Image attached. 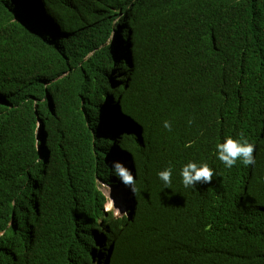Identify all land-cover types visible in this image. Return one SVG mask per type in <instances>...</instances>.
<instances>
[{"label":"trees","instance_id":"trees-1","mask_svg":"<svg viewBox=\"0 0 264 264\" xmlns=\"http://www.w3.org/2000/svg\"><path fill=\"white\" fill-rule=\"evenodd\" d=\"M0 264H264V0H1Z\"/></svg>","mask_w":264,"mask_h":264},{"label":"clouds","instance_id":"clouds-1","mask_svg":"<svg viewBox=\"0 0 264 264\" xmlns=\"http://www.w3.org/2000/svg\"><path fill=\"white\" fill-rule=\"evenodd\" d=\"M105 98H106V95L104 99ZM119 105H121L120 101H119ZM121 106L124 107V105H121ZM39 126H40V121L38 122V127ZM164 127L167 128L169 131L171 130V126L167 121H165ZM101 135L102 136L104 135L103 132H101ZM131 135H135V133L122 131L119 134L121 140H125L126 139L125 136L128 137ZM242 135L243 134H241V136ZM216 148H217L218 159L227 168H232L238 160L241 161L245 167L255 164V157L253 155L255 151V146L252 143H249L246 139L236 140L231 137H228L225 139L223 143H218L216 145ZM108 161H109L110 166L114 170V173L117 175V177L120 178L121 184L124 186V188L125 189L129 188L130 192L135 194L137 189L135 185L136 184L135 176L132 173L133 172L132 165L128 163L127 161H125L123 158L118 157V156L109 158ZM171 174H172L171 168L165 169L158 173V177L164 182L165 186H168L171 184ZM180 175L182 177V183L184 187L187 188V187H195V185L198 183H211L213 176H214V172L207 164L197 166L196 163L190 162L182 168ZM108 186L115 188L116 191H118L119 193L123 194L126 197L125 207H126V212H127L128 210L127 199L129 198V195H127L125 192L119 191L116 187L112 185H108ZM105 203H106V200H105ZM105 211L112 212L117 217L121 216V215H116L111 210L105 209Z\"/></svg>","mask_w":264,"mask_h":264},{"label":"rangeland","instance_id":"rangeland-1","mask_svg":"<svg viewBox=\"0 0 264 264\" xmlns=\"http://www.w3.org/2000/svg\"><path fill=\"white\" fill-rule=\"evenodd\" d=\"M96 183L98 189L102 190L106 195L105 209L113 211L116 215L125 214L126 197L123 194L116 191L115 188L109 187L106 183H103L99 178H97Z\"/></svg>","mask_w":264,"mask_h":264}]
</instances>
